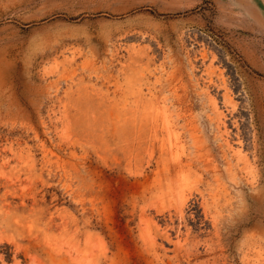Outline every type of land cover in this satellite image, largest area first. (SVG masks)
Returning <instances> with one entry per match:
<instances>
[{
    "label": "rangeland",
    "instance_id": "1",
    "mask_svg": "<svg viewBox=\"0 0 264 264\" xmlns=\"http://www.w3.org/2000/svg\"><path fill=\"white\" fill-rule=\"evenodd\" d=\"M0 264H264V0H0Z\"/></svg>",
    "mask_w": 264,
    "mask_h": 264
}]
</instances>
